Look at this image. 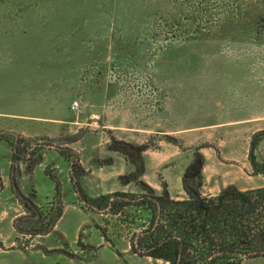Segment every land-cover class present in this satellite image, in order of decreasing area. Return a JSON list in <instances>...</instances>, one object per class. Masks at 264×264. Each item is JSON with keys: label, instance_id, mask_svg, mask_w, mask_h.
Returning <instances> with one entry per match:
<instances>
[{"label": "rangeland", "instance_id": "rangeland-1", "mask_svg": "<svg viewBox=\"0 0 264 264\" xmlns=\"http://www.w3.org/2000/svg\"><path fill=\"white\" fill-rule=\"evenodd\" d=\"M263 132L264 0H0V135L44 146L13 169L0 140V259L167 264L132 250L146 211L96 209L76 186L141 194L120 176L143 169L187 198L200 152L203 195L258 187ZM113 138L149 149L128 158Z\"/></svg>", "mask_w": 264, "mask_h": 264}, {"label": "trees", "instance_id": "trees-1", "mask_svg": "<svg viewBox=\"0 0 264 264\" xmlns=\"http://www.w3.org/2000/svg\"><path fill=\"white\" fill-rule=\"evenodd\" d=\"M0 140L11 146L13 169L20 163L33 168L43 160L42 144L31 150L28 139L20 135L12 140L0 135ZM110 146L133 159L149 149L148 144L134 145L114 138ZM203 165L204 158L197 152L183 175L184 187L190 186L197 197L190 192L187 198L173 197L166 183L158 192L139 179L143 169L120 176L125 183L141 184L144 190L141 194L115 191L93 197L76 187L83 201L96 209L108 208L115 214L125 210L140 215L147 212L148 225L136 234L132 244L133 252L140 256L167 264H242L244 258L264 256V185L246 190L229 185L216 195H203L200 190ZM47 173L56 179L60 190L56 176L49 170ZM4 188L0 172V192ZM61 215L62 209L57 212L56 221Z\"/></svg>", "mask_w": 264, "mask_h": 264}, {"label": "crops", "instance_id": "crops-1", "mask_svg": "<svg viewBox=\"0 0 264 264\" xmlns=\"http://www.w3.org/2000/svg\"><path fill=\"white\" fill-rule=\"evenodd\" d=\"M23 166V165H22ZM2 179H3V182H4V186L6 188L7 186V183H6V180L4 178V176L2 175ZM264 184H261L260 186H262ZM259 187V186H258ZM250 188H254V187H250ZM244 189H247V188H243ZM171 193V192H170ZM104 194V193H103ZM172 195H175L173 193H171ZM177 195V194H176ZM212 195H216V194H212ZM97 196V195H96ZM95 196V197H96ZM94 197V196H93ZM1 251H7V250H3L2 248H0ZM44 259H42L41 261H34L33 259L29 260L27 258H16V259H0V264H57L53 261H49L47 260V256H43ZM161 261V260H158V262ZM60 264H74L72 262H62ZM76 264V263H75ZM80 264H90V263H80ZM116 264H121V263H116Z\"/></svg>", "mask_w": 264, "mask_h": 264}, {"label": "water", "instance_id": "water-1", "mask_svg": "<svg viewBox=\"0 0 264 264\" xmlns=\"http://www.w3.org/2000/svg\"><path fill=\"white\" fill-rule=\"evenodd\" d=\"M252 150H253V144H252ZM186 190L190 192L193 196H198L197 192L193 190L190 186H186Z\"/></svg>", "mask_w": 264, "mask_h": 264}, {"label": "built area", "instance_id": "built-area-1", "mask_svg": "<svg viewBox=\"0 0 264 264\" xmlns=\"http://www.w3.org/2000/svg\"><path fill=\"white\" fill-rule=\"evenodd\" d=\"M71 109H72L73 111L78 110V109H79V102H78V101H74L73 104H72Z\"/></svg>", "mask_w": 264, "mask_h": 264}]
</instances>
